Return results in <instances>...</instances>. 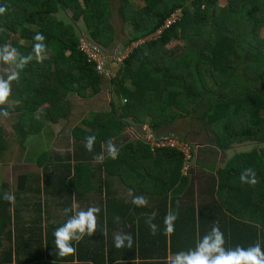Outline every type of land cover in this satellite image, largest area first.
Wrapping results in <instances>:
<instances>
[{"label":"trees","instance_id":"16d2710c","mask_svg":"<svg viewBox=\"0 0 264 264\" xmlns=\"http://www.w3.org/2000/svg\"><path fill=\"white\" fill-rule=\"evenodd\" d=\"M112 1L0 0L6 8L0 15V46L16 34L12 47L20 55H34V36L42 33L48 50L42 62L34 58L12 82L17 106L6 108L11 131L0 123V164L11 144L25 149L40 142L46 124L67 120L72 96L89 101L99 94L102 78L79 51V38L64 14H71L72 23L81 20L93 44L108 49L114 41ZM224 1L218 6L219 0H142L138 6L117 0L120 20L130 26L123 49H131L111 80L121 114L114 109L90 113L71 129L72 148L64 155L48 152L44 146H51L53 135L46 133L45 145L32 152L42 176L22 175L14 192L0 180V264H168L178 252L194 249L214 224L226 249L248 248L258 240L264 249V0ZM173 43L180 45L178 52L170 49ZM183 117L209 131L211 143L223 152L234 144L262 145L233 154L215 174L198 169L192 179L187 175L194 168L187 163L183 170V156L175 149L151 148L121 135L127 118L140 126L147 119L156 131ZM90 135L96 137L91 153L84 148ZM108 141L117 147L118 158L104 151L103 162H97L93 157ZM93 162L105 176L119 178L130 196L110 194L103 177L92 184ZM248 168L256 173L255 186L241 183ZM5 193L14 200H6ZM34 193L40 196L34 203L21 197ZM42 195L53 200L44 203ZM135 196L145 197L147 206L136 207ZM74 199L100 208L97 229L78 245L73 242L74 256L62 258L54 231L68 218L63 210ZM50 205L62 211L61 222L49 223ZM23 211L33 217L25 226L21 220V227ZM153 212L152 223L159 226L155 236L146 223ZM169 212L178 213V219L175 232L165 235ZM120 233L132 235L131 248L127 242L115 247Z\"/></svg>","mask_w":264,"mask_h":264},{"label":"rangeland","instance_id":"374dc122","mask_svg":"<svg viewBox=\"0 0 264 264\" xmlns=\"http://www.w3.org/2000/svg\"><path fill=\"white\" fill-rule=\"evenodd\" d=\"M140 1L142 0H133L135 4L140 5ZM225 1L219 0L218 6H224ZM120 7V3L117 0L111 2V11H110V23L113 31L114 41L110 44L108 49H102L100 46L93 44V42L87 36L86 31L84 30V26L81 20L77 23H72L69 21L71 14L65 13L64 17L66 18L67 23H71L74 27V32L79 38V51L83 49L84 46L95 47L96 51L101 59L102 67L99 68L100 72L98 73L102 78L101 90L99 94H97L94 98L89 101H83L75 96L70 98V112L68 119L65 121H60L58 124H46V129L42 132L40 137V142L28 143L25 149H19L16 145V142L11 144L10 149L3 154L4 164H0V180L2 182L7 183L10 186V191L14 192L17 184L19 183V177L22 175L32 173L38 175L39 178L42 176L43 169L36 166L35 156L32 153L34 149H36L37 145H45L47 138L46 133H52L53 137L50 140L48 152L50 153H60L64 155L66 152L71 151L72 148V139L70 136L71 129L80 124L81 120L85 117L89 116L90 113H99V112H110L111 110H115L116 115H120L121 111L118 107V100L112 94L113 87L111 86V80L114 77L115 73L118 71L121 66L123 60L130 53V48L124 50V43L127 41L128 34L130 33V26L128 24L122 23L120 20V16L118 14ZM62 19L61 16L58 17ZM19 32V31H17ZM18 34V33H17ZM18 36L16 34H11L10 40L6 43L11 45L12 42H18ZM23 42L19 40V44ZM26 44V42H25ZM170 49L172 52H178L180 50V45L173 43L170 45ZM82 52V51H81ZM0 67H7L6 65H0ZM2 74V73H0ZM208 86L214 88L213 82L208 80ZM12 92L13 84L11 85ZM11 101L10 104L6 105L5 108H0L3 111L8 107H16L17 104L14 101V97H9ZM122 104V103H121ZM9 112V111H8ZM145 123L140 126L139 124H133L131 119L125 121V127L122 130V137L125 140L134 142L137 139L148 143L150 146L153 145V142L156 140H161L162 138H173L176 140L183 141L187 143L190 147L191 154V168L195 172H191L187 176L189 178L194 177V175L199 176L201 171L204 172H213L215 174V170L220 168L223 162L230 158L233 154L238 152H246L252 149L253 147H261L262 144L255 145L256 143L247 142L241 145H232L226 151L218 150L211 143L212 134L204 130L197 121L188 118H180L176 120L173 124L169 126H161L156 129V131H152L149 129L147 125V119H144ZM10 117L0 118V123L3 127L11 131V122ZM85 129V127H83ZM115 140V139H111ZM48 144V142H47ZM254 144V145H253ZM46 148V145L44 146ZM20 154H22V158L20 159ZM20 159V161H19ZM197 163H201L198 165ZM92 165L95 167V171L93 173V179L91 180L92 184H96V181L99 177H103L105 181L110 185L109 191L110 194H114L117 198L125 199V197H129L131 192L129 188H126L119 178L109 176H105L102 170H97L96 166L97 162H93ZM212 167H214L212 169ZM50 169V167H48ZM200 169V172H196V170ZM40 185V184H39ZM13 195V194H12ZM43 196V195H42ZM23 198L30 199V203H34L40 197L39 195L34 194H25L21 195ZM42 201L50 202L53 200L52 196H43ZM81 209L86 210L88 206L85 203H78ZM50 216L49 223L57 224L61 222L63 219L62 211L50 205ZM31 217L33 214L27 213L23 211L21 218L18 220V224L23 223L22 226L29 224V221H32ZM22 220V221H21ZM22 223H21V222ZM16 222V220L14 221ZM20 222V223H19ZM21 226V227H22ZM10 229H12L10 227ZM13 230V229H12Z\"/></svg>","mask_w":264,"mask_h":264},{"label":"clouds","instance_id":"9594fccd","mask_svg":"<svg viewBox=\"0 0 264 264\" xmlns=\"http://www.w3.org/2000/svg\"><path fill=\"white\" fill-rule=\"evenodd\" d=\"M6 12L5 7H0V15ZM35 43L33 44V54L27 56L20 55L15 48L9 44L0 46V108H5L10 104L9 97L12 93V82L19 81L20 72L35 58L37 62H42L47 53V46L44 44V36L42 33H37L34 36ZM8 111H0V116L7 117ZM96 137L90 135L85 137L84 148L88 152H93ZM104 151L107 152L109 158L115 160L118 158L119 151L117 147L108 141L106 147L102 145V152L93 157L97 162H103ZM241 183H247L255 186L258 181L256 173L253 169H245L240 177ZM4 198L9 202L14 200V196L5 193ZM132 203L136 207H146L148 201L143 196H135ZM63 213L68 218L63 225L56 228L54 231L55 247L58 250L60 257L74 256L76 254L77 245L84 239L85 236H93L97 229V216L100 213V208L89 206L86 210L81 209L79 204L73 200L71 207H66ZM71 214V215H69ZM153 212L146 223L149 226L151 234L155 236L158 232V225L152 223L156 217ZM117 221L119 218H116ZM178 219V213L169 212L164 217V232L165 235H170L175 232V221ZM131 248L133 245V237L130 233H120L114 236V245L117 249L125 247ZM224 234L221 232L219 225L214 224L211 232L204 235L197 243L194 249L190 248L187 251H180L169 258L168 264H264V249L261 248V243L258 240L255 245L244 248L237 245L235 248L224 247Z\"/></svg>","mask_w":264,"mask_h":264},{"label":"built area","instance_id":"2783aa9c","mask_svg":"<svg viewBox=\"0 0 264 264\" xmlns=\"http://www.w3.org/2000/svg\"><path fill=\"white\" fill-rule=\"evenodd\" d=\"M171 21H167L165 23V27H167L170 24ZM83 54H85V56L87 57V60L89 63H93L95 65V70L97 73L100 72L99 68L102 67V63H101V59L99 58V55L96 51L95 47H91V46H84L83 49L81 50ZM156 147V148H160V147H168V148H173L176 151H178L179 153L182 154L183 156V170L186 169V164L190 163V159H191V154H190V147L187 143L180 141V140H176L173 138H162L161 140H156L155 142H153V145L151 146V148Z\"/></svg>","mask_w":264,"mask_h":264},{"label":"crops","instance_id":"0c3cea01","mask_svg":"<svg viewBox=\"0 0 264 264\" xmlns=\"http://www.w3.org/2000/svg\"><path fill=\"white\" fill-rule=\"evenodd\" d=\"M63 121H64V120H63ZM65 121H66V120H65ZM48 147H49V146H46V149H49Z\"/></svg>","mask_w":264,"mask_h":264}]
</instances>
